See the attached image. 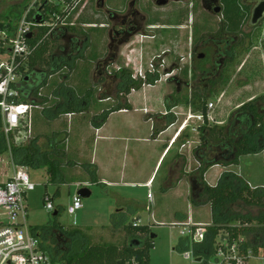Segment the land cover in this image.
Here are the masks:
<instances>
[{"label": "rangeland", "instance_id": "374dc122", "mask_svg": "<svg viewBox=\"0 0 264 264\" xmlns=\"http://www.w3.org/2000/svg\"><path fill=\"white\" fill-rule=\"evenodd\" d=\"M34 1L0 0V18H3L0 19V22L8 18L17 27ZM86 1H89L88 14L92 12L91 17L98 22L107 19L106 11L122 15V12L136 2V7L142 11L140 12L141 14L149 19V23L158 21L170 22L171 27L163 31L146 30V33H144L146 35H139L130 44L123 47L114 65L105 70L104 59L109 46L108 31H95L97 35L94 36L92 35L93 32L91 34L87 30L84 31L83 29L85 28L73 25L75 15L80 11L84 1L74 11L68 8V10H71L68 12H66L67 9H65L62 2H54V7L60 5L59 12L54 15L48 14L49 27L54 26L55 29L66 28L68 30L65 31V39L58 40L52 44L50 56L54 55L55 57L59 47L66 45L71 37H76L78 48L73 52H71L72 48L69 50L71 52L69 64H63L69 58L65 61L57 59L59 65L55 67L59 71L54 74L51 87L42 91L44 96L42 98L44 99L46 95H49L53 87L54 92L59 89V85L71 76V81L67 83L68 87H63L64 93H70V90L72 91L73 89L69 86H72L81 97L67 110L64 109L66 107L64 105L61 112L65 114L71 108H74L75 112L78 113L86 110V113L75 118L74 125L83 124L85 128L94 126L102 113L108 110L113 102L114 105H117L119 81L115 80V74L120 69H127L132 74V78L137 81L146 82L147 79L158 76L159 81L155 83V85H158L133 93L130 96L132 111L112 116L109 120V125L133 124L138 127L139 132L145 135L151 125V122L147 120L148 115L165 109L167 92L169 96L173 97V101L178 100L179 102L177 113L180 116H178V122L176 123L177 129L184 124V120L189 121L188 118L191 113L186 103L191 100L196 89H201L200 82L204 81L205 83L206 78L201 77L200 73L194 77L192 71L194 59H197L200 54L207 52V50H199L198 48L197 53L193 56L195 45L201 37L204 40L211 39L212 34L220 31L221 28H224L226 33L229 32L230 26L227 24L229 20H224L221 14L218 15L208 11L202 5L201 0L182 1L179 6H177L176 1L172 0V3L166 7H156L154 0ZM101 1L105 3L104 9L102 7L99 9L98 4ZM225 2L234 16L237 14L235 7L248 10L243 0H226ZM15 4H23V6H12ZM190 13L191 17H188ZM90 15L86 16V18ZM183 16L188 18V20L187 23L183 21L186 25L181 28L176 22H179ZM250 19L249 13L245 14L243 21L239 23L240 27H236L235 34L233 33L236 42L233 48V56L231 57L233 59L225 70L218 72L214 77L212 76L214 81H218V86L214 89V94L211 95L210 99V104H213L214 107L210 111L208 123L212 127H223L226 125L230 115L244 103L254 101L257 98H264V20L257 27H251L249 25ZM72 28L76 31L70 30ZM39 31L40 29H38ZM243 32H245V39H243ZM2 40L3 37L0 35V42ZM80 43L81 45H79ZM7 46L6 44L5 47ZM76 62H78L77 66ZM71 65L73 66L71 67ZM36 69L47 70L48 67L38 66ZM29 70L30 68L27 67L26 72ZM209 70L212 71L211 69ZM187 71L188 74H186ZM173 78H176V80L171 82ZM145 86L150 87L149 85ZM207 88L211 89V86ZM109 96L112 97L110 101L102 102ZM59 103H61V100H54V105L57 106ZM38 113L39 111H35V114ZM47 122L48 119L38 122L35 133L40 132L42 128L48 130ZM203 125L204 123L197 119L191 120L187 125L184 124L187 127V138L183 137V139L188 140L189 143L182 148V144L179 143L178 149L172 150L159 172L158 182L151 191L140 188L113 189V192L118 193V195H115L111 194V192L108 193L102 185L91 184L89 176L83 169V165L90 160L87 153H82L80 156L77 153L68 154V160H62L63 164L67 163L65 164L66 168L72 173L78 170L82 172V176L74 177L71 175L66 178V183L61 186L48 184L49 174L47 168H29L28 172L31 181L36 188L27 195L28 226L33 229L35 227L52 226L57 223V225L64 227L69 232L80 230L87 236L86 242L88 244H115L123 247L127 239L124 228L132 224L133 215H129L128 219H124L123 215L117 213L118 205L122 204L129 214L139 207L140 224L150 226L152 233L156 235L154 239L155 247L150 252V264H202L197 261L198 257L195 255H192L189 260L184 258L183 254L186 250L183 249L184 240L180 235L182 228L175 225L182 223L180 220L182 215L187 218L190 217L196 224L202 223L208 226L213 224L210 205L193 206L192 204V179L193 175L199 173V169L192 171V174H186L188 168L191 171L190 160L192 158L196 159L195 151L201 144L199 128ZM87 136L90 144L86 149H92V135L88 133ZM73 137L74 135L72 134L70 139L74 144ZM33 139H36L35 134H33L32 138H24L20 134L13 136L14 145L18 148L30 145ZM37 139L39 144V138ZM61 142H63V139ZM61 142L59 141L57 144ZM163 142L162 144H155L156 155L162 152ZM76 145L79 146L78 144ZM68 161L79 164V169L78 167L77 170L73 169L75 166L73 164L70 165V163L68 166ZM191 164L195 165L194 162ZM194 167L192 170H194ZM243 167L248 180L250 179L257 187L264 186V155L256 158H247L243 163ZM16 168L17 166L14 164L10 153L0 155V184L8 181ZM223 171L222 167L211 168L205 177L207 184L218 185ZM157 174L158 172L156 176ZM180 180L183 181L176 185L175 188L171 187L172 184H177ZM84 181H87L88 185L82 187V189H88L92 192V196L86 199L82 198L83 209L75 215H70L67 210L72 205V200L77 195L80 187V184L77 186L76 183ZM71 182L72 184H70ZM245 182L248 183L247 181ZM161 184H163L164 188L172 189L163 191ZM45 192H48L53 199L55 212L60 210L58 218L53 216L54 212L49 213L46 210L45 202H43ZM133 201H137L138 204ZM238 211L243 215L249 214L258 217L260 213H264V207L242 204ZM2 221H6V218H2ZM123 224H125L124 228L117 229L122 227ZM253 224H256V222ZM189 252L192 251L190 250ZM209 262L214 264L215 257H210ZM257 264L263 263L259 262Z\"/></svg>", "mask_w": 264, "mask_h": 264}, {"label": "trees", "instance_id": "16d2710c", "mask_svg": "<svg viewBox=\"0 0 264 264\" xmlns=\"http://www.w3.org/2000/svg\"><path fill=\"white\" fill-rule=\"evenodd\" d=\"M58 1L71 2V0H40L37 5L38 9L30 13L29 20L36 23L37 18L40 17L42 22H47L49 20L48 14L54 15L59 12L60 5L54 7V2ZM12 6L21 7L23 4ZM225 19L229 20L228 17H225ZM14 25L7 18L5 21L0 22V30L8 31L9 35L12 36L16 31V25ZM66 30L68 29H54L49 34L50 27H42L37 36L29 40L30 45L36 49L29 61L21 68L22 78L14 86L18 95L13 96L10 101L44 104L42 101L44 99L39 97V92L46 87L50 76L59 71L55 67L59 65L57 63L58 57L56 56L52 61L50 56L52 44L63 39ZM70 30L76 31L74 28ZM245 37L243 35V39ZM58 50L64 52V47L60 46ZM7 53L8 50L4 42H0V55ZM68 58V60L65 59L67 62L63 63L64 65L69 64L71 56ZM38 66L48 67L49 70L36 69ZM227 66L228 63L224 69ZM27 67L30 68L28 72H26ZM200 72L202 75L205 74L204 69H201ZM193 73L195 77L198 72L194 70ZM186 74H188V71ZM34 75L36 79H33ZM207 76L205 75L204 78ZM115 80L119 81L118 103L110 110L102 113L100 126L105 124L109 115L113 112L132 110L128 100L131 92L141 90L144 85H155L159 81V77L153 76L147 79L146 82L137 81L132 78V74L127 69H120L115 74ZM175 80L176 78H173L171 82ZM217 82H200L201 89H196L191 100L189 99L190 101L186 103L192 112L204 116V125L199 128L201 144L195 151L196 160L201 166L199 173L193 175L192 179V204L193 206L210 205L213 224L208 227L207 238L203 243L190 245L189 242L184 241L183 249L186 251L192 250L196 257H202V264H208L207 261L213 251L215 236L220 229L233 231L235 237L240 233L253 236L258 243L264 238V213H260L256 217L249 214L243 215L238 211L242 204L264 207V190L252 189L242 177L234 173H224L217 186L208 185L204 178L208 169L214 166L238 165L241 158L260 154L264 151V98H257L254 101L244 103L230 115L226 125L212 127L208 123V114L211 95L214 94V89L218 86ZM210 86L211 89H208L207 87ZM172 101V96L166 98L167 115H156L154 117V137L159 136L169 126L176 123L177 117L172 113V110L179 105V102L178 100ZM68 111L67 113H75L74 108ZM3 125L0 108V155L10 153L14 164L18 167L26 169L31 167L47 168L52 184L60 185L64 183L61 172L63 165L62 149L54 148V150L50 149L49 151L43 149L38 144L37 138L33 139L30 145L18 148L14 145L13 136L7 137L4 134ZM55 145L59 146L57 143ZM90 176L91 183L98 184L96 171L91 172ZM46 195L47 193L44 197ZM43 202H45L44 198ZM56 213V218H58L60 210H57ZM117 213L123 215L124 219H128L129 215H133L132 224L125 228V224H123L122 227L117 228H124L127 235L123 247L115 244H88L86 242L87 236L80 230L69 232L57 223L52 226L35 227L32 232L40 238L43 250L52 256L54 264H150V252L155 247L151 227L140 224V219L136 218L137 208L130 214L125 208ZM255 222L256 224H253ZM234 223H239L241 228H231L230 225Z\"/></svg>", "mask_w": 264, "mask_h": 264}, {"label": "crops", "instance_id": "0c3cea01", "mask_svg": "<svg viewBox=\"0 0 264 264\" xmlns=\"http://www.w3.org/2000/svg\"><path fill=\"white\" fill-rule=\"evenodd\" d=\"M154 1L156 2V7H166L172 3V1H170L169 3L166 2V4L161 5L159 3L162 0H160V1L154 0ZM175 1L178 4L177 6L181 5V3H182L181 0H175ZM225 1L226 0H222V1L217 0L219 8L221 9V12L220 13L215 12V13L218 15L221 14L222 17L224 15V17L229 18V21L227 22V24L230 26L229 27L227 25V27H229V31H235L236 27H240L239 23H240V21H243V16L245 14L249 13L250 18H251V12H252L253 6L258 2V1L250 2V0H243V2L248 7V10H245V9L243 10V8L239 9V8L235 7L237 14L234 16L230 12V8L228 7V4ZM201 2H202V0H201ZM136 5H137V3H136ZM98 6H99V9H101V7L104 9L105 3H104V6H102V4L100 2V4H98ZM136 9L139 12H142L139 10L138 7H136ZM88 12H89V1H86L83 3L80 11L75 15V18H74L75 22L73 25L74 26L77 25V26H80L82 28H85L83 30L84 31L87 30L88 32H91V34L93 32L92 35H94V36L97 35V33H95V31L104 30L107 32L110 30L111 26H113L114 22L111 19V16L109 15L108 11H106V13L108 15L107 19L104 21H101V22H98L94 18L91 17L92 12H90L89 14H88ZM88 15H90V16L86 18V16H88ZM188 17H191V13L189 14ZM187 20H188V18L183 16V18L179 22H176V23L178 25H180L181 28H184L185 27L184 25H186V24H184V22L187 23ZM145 27H146V30L163 31V30H168L171 27V25H170V22L166 23V22H160V21L149 23V19L147 18ZM233 33L234 32H232V34ZM244 33L245 32H243L242 34L245 35ZM90 39H91V37H90ZM78 62H76V66H77ZM53 78H54V74H52L50 76V78L48 80V84L46 85V87L43 88V90L51 87L50 85L52 84L51 82H52ZM70 81H71V76H70V78H67V80L64 83H61L59 85V89H56L55 92H54V87H53L51 89L49 95H46L44 100H42L44 104H40V105L44 106V111L40 110L38 114L34 113L33 134H35L36 138H39V142L42 144L41 145L39 143L41 145V147H43L44 149H47L48 151L50 149L54 150V148L62 149V153H63L62 157H63L64 161L68 160L67 159L68 154L73 155V153H77V155L80 156V155H82V153H84V154L87 153V155H89L90 160L85 165H83L84 172L87 173V176H89L88 178H89V181L91 183L90 173L96 171L98 184L101 183V185L104 187V189L108 193L111 192V194L118 195V193H115L112 191L113 189H139L140 188V189H146V190H150V191L153 190L155 187V184L158 182L159 172L162 169L164 162L167 160V158L171 154L172 150H174L175 148L178 149L177 146L179 143L182 144L181 148L184 147V145H188V143H189L188 140L183 139V137L187 138V135H186L187 127L186 126L184 127V124H186L187 121L184 120V124L179 126L177 129L176 123L178 122V116H180L177 113V110L179 108L176 107L172 110V113L174 115H176V117H177L176 123L173 124L172 126H169L166 130H164L157 137L153 136V133H154V117L156 115H164V116L167 115L168 111H167L166 105H165V109H162L161 111H156V112L152 113L151 115H148L147 120L149 122H151V125H150V127H149V129L145 135L142 134L141 132H139L138 127L133 125V124H119V125H115V126L109 125V120L112 118V116H114L118 113L125 114V113H128V111L130 112L132 110H122L119 112H113L112 114L109 115L107 121L102 126H100V124H99L101 119L97 120L95 122L94 126H89L87 128H85V126L83 124L82 125L77 124V126H76V125H74L75 118L78 115H83L84 113H86V110H83V112H79V113L75 112V113H67V114L66 113L62 114V112H61L62 111L61 109H62V107H64V105L66 106V107H64V109L67 110L68 108L73 106L74 103H76V101H78L81 97L74 90V88L72 86H69L73 89L72 91L70 90V93H67V92L64 93L63 87H65V88L68 87L67 83ZM157 85H155V86H157ZM155 86H150V87L145 86L139 91H132L131 94L128 96L129 103H130V96L133 93L140 92V91H143L144 89L152 88ZM166 95H167V97L169 96L168 92ZM55 99L57 101L61 100V103H59V105H57V106L54 105ZM111 99H112V97L109 96L106 100H102V102H107V101H110ZM114 106L115 105L113 102V104L111 105V107L108 110H110ZM108 110H106V111H108ZM148 113H149V111H148ZM190 113L196 114V113L192 112L191 109H190ZM69 115H71V116H69ZM45 119L46 120L48 119L47 125H48L49 129L44 130L45 128H42V130L40 132L35 133V129L37 131V123L40 121L43 122ZM191 120H193V119H191ZM191 120L188 121V124L190 123ZM66 123H67V125L65 126ZM195 131H196V129H195ZM88 133H90L92 135V138H93L92 149H86V147L89 146V144H90V141L87 140V138H89L87 136ZM72 134L74 135L73 142L75 145L71 142V139H70ZM62 139H63V142H61ZM163 140H164V142H163ZM59 141L61 143H59V146L57 147L55 145V143H58ZM162 142H163V150H162V152L158 153V155H156L155 148H154L155 144H158V143L162 144ZM76 144H78L79 146H77ZM76 147H79V148H76ZM87 155H85V156H87ZM260 155H264V151L261 152L260 154L248 155V156L241 158L238 165H232V166H220V165H218V166H214V167H222L224 170L222 174L228 172V173H234V174L242 177L245 181L248 182V184L254 190L255 189H263L264 190V186L257 187L253 184V182L250 179L248 180V178L246 177V173L244 171V167H243V163L247 158H249V157L250 158H256L257 156H260ZM195 160L193 158L190 160L191 161L190 162L191 171H189V168H188L186 170V174H192V171H195L196 169L200 168V167H198V166H201L200 163L197 160H196L197 161L196 162ZM192 162L195 163V165H194L195 167L191 164ZM69 163H70V165L73 164V166H75L73 169L77 170V167L79 169V166H80L79 164L74 163L72 161H68V166H69ZM65 164H67V163H65ZM65 164H63L61 167V172H62L63 177H64V183H66V178L71 176V175H73L74 177H81L82 176L81 171L77 170V171H73L74 173H72L68 168H66L67 166ZM193 167H194V170H192ZM158 169H159V171H158ZM210 169H208V171ZM235 169L236 170L238 169V171H236ZM208 171L206 172L204 178L206 177ZM157 172H158V174L156 176ZM170 175H171V173H170ZM155 176H156V178H155ZM50 179H51V176L49 175V180H48L49 185L52 184L50 182ZM181 181H183V180H180L177 184L176 183L172 184L171 187L175 188L176 185L180 184ZM72 182L70 184H72ZM86 182L87 181L76 183L77 186L80 184L79 190H80V188L82 189V187L88 185ZM162 183H163V180H162ZM91 184H93V183H91ZM52 185H54V184H52ZM61 185L62 184H60L58 186H61ZM263 185H264V178H263ZM161 186H162L161 188L163 189V191L172 189V188H168V187L164 188L163 184H161ZM210 186H212V185H210ZM215 186H217V185H215ZM46 193L48 196H50L48 194V192H45V194ZM91 196H92V192H91ZM121 198H123V197H121ZM133 202H135V204H138L137 201H133ZM118 207L119 208L117 209V212L122 211V209L124 208L122 204L118 205ZM139 212H140V210L138 207L137 208V214H136V218H138V219H140L139 218ZM180 220H181V222L195 223L193 221V219H191L190 217L187 218L184 215L180 216ZM198 224H202V223H198Z\"/></svg>", "mask_w": 264, "mask_h": 264}, {"label": "built area", "instance_id": "2783aa9c", "mask_svg": "<svg viewBox=\"0 0 264 264\" xmlns=\"http://www.w3.org/2000/svg\"><path fill=\"white\" fill-rule=\"evenodd\" d=\"M83 1L85 2V0H71L70 3L62 2V4L68 12L71 11L68 8L74 11ZM39 2L40 0L33 2L12 36L8 31L0 30L4 45H8V53L0 55V108L4 124L2 130L7 137L20 134L24 138H32L34 113L35 111H44V106L38 103L10 101L13 96L18 95L14 86L22 78L21 68L29 61L36 49L30 45L28 35L32 34V38H35L39 33L38 29L50 26L48 21L35 23L29 20L30 13L38 9ZM50 29L49 34L55 28L53 26ZM42 91L43 88L39 92L41 98L44 97ZM213 107V104L209 105L208 118ZM188 119H197L204 123L202 114H190ZM35 188L28 169L23 167H17L12 177L0 184V264H54L52 256L43 250L40 238L33 234L27 224V195ZM44 200L46 210L49 213L55 212L52 198L46 195ZM82 209V198L76 195L67 212L70 215H75ZM2 218H6V221H2ZM175 226L182 228L180 235L190 245L203 243L207 238L208 227H210L190 222H182ZM230 227L241 228V225L234 223ZM232 232L220 229L216 234L213 251L210 255V257H215L214 264H257L259 262L264 264V238L258 243L253 236L240 233L235 237ZM189 251L187 250L183 254L186 260L191 259V256L194 255L192 250V252ZM200 259L202 263L203 258L200 257ZM209 259L208 264H210Z\"/></svg>", "mask_w": 264, "mask_h": 264}, {"label": "flooded vegetation", "instance_id": "af4514ba", "mask_svg": "<svg viewBox=\"0 0 264 264\" xmlns=\"http://www.w3.org/2000/svg\"><path fill=\"white\" fill-rule=\"evenodd\" d=\"M165 1L169 3L172 0ZM181 1L188 2L191 0ZM256 1L258 0H250V2ZM101 4L102 6H104V1H101ZM202 5H204V7L212 13H215L216 9L219 7L217 0H202ZM108 13L111 16L114 24L108 31L109 46L107 55L104 59L105 70H107L111 65H114L123 47L130 44L139 35H146L144 33H146L145 25L147 20V18L136 9V2L132 3L124 12H122V15L111 12ZM224 18L225 17L223 15V19ZM75 38L76 37H71L68 40L69 42L66 45H63L64 52L62 50H58L55 57L57 56L58 59L62 60L68 58L71 52L78 48V43ZM235 43V36L230 31L226 33L224 28H221L220 31L212 34L211 39L209 38L204 40L203 37H201L197 41L192 55L194 56L197 53L198 48L199 50H207V52L204 54H200L197 59H194L192 71H197L198 73H200L201 77L208 75L205 78L206 83L213 82L214 80L212 76L214 77V75L218 74V72L225 70V65H227V63L229 65V63L233 59L231 57L233 56L232 53ZM79 45H81V43ZM71 48L72 51L69 52ZM55 57L54 55L52 56V61H54ZM201 69H204V75H202V73L200 72ZM209 69H211L212 71H210ZM33 79H36L35 75L33 76Z\"/></svg>", "mask_w": 264, "mask_h": 264}, {"label": "water", "instance_id": "95a60500", "mask_svg": "<svg viewBox=\"0 0 264 264\" xmlns=\"http://www.w3.org/2000/svg\"><path fill=\"white\" fill-rule=\"evenodd\" d=\"M159 4L164 5V4H166V1L162 0V1H160ZM220 12H221V9L218 7L216 9V13H220ZM263 20H264V0H258V2L253 6L249 25L251 27H256ZM37 22L41 23L42 19L40 17H38L37 18ZM28 39H32V34L28 35ZM77 195L80 196L81 198L86 199V198H90L91 197V192L88 189L83 188V189H80L78 191ZM56 216H57V213L55 212L54 213V217H56ZM152 238L155 239L156 235L153 234ZM197 261L200 263L201 259L199 258V259H197Z\"/></svg>", "mask_w": 264, "mask_h": 264}]
</instances>
